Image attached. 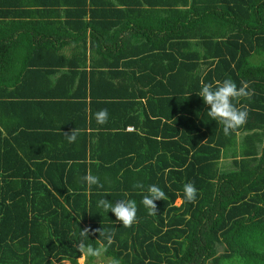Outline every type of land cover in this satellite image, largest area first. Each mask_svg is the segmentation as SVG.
<instances>
[{
  "label": "trees",
  "instance_id": "1",
  "mask_svg": "<svg viewBox=\"0 0 264 264\" xmlns=\"http://www.w3.org/2000/svg\"><path fill=\"white\" fill-rule=\"evenodd\" d=\"M227 78L255 94L225 136L197 93ZM101 227L105 264H264V0H0V264H76Z\"/></svg>",
  "mask_w": 264,
  "mask_h": 264
},
{
  "label": "clouds",
  "instance_id": "2",
  "mask_svg": "<svg viewBox=\"0 0 264 264\" xmlns=\"http://www.w3.org/2000/svg\"><path fill=\"white\" fill-rule=\"evenodd\" d=\"M254 90L250 89L247 81H241V85L237 84L230 78L223 81H215L214 83L201 82L200 91L197 95L202 99L205 105L209 106L207 116L222 126V131L225 136L235 133L239 128L243 127L248 118L247 105H239L241 98L250 99L254 95ZM234 101L236 103H234ZM108 119V110L101 109L96 113V120L98 124L106 123ZM80 129L74 128L70 133H63L69 143L76 142ZM83 182L88 189L93 185L103 187L100 184L99 178L88 172L82 177ZM133 188L140 189L143 193L141 203L149 210V215H156L155 201L165 200V192L157 185H149L146 189L142 183H136ZM183 198L189 202L194 203L197 196V189L194 184L189 182L183 185ZM97 207L102 208L105 213L111 211L114 214L116 221L124 227H131L136 222L137 206L135 200H118L115 203L103 198L97 202ZM97 232L99 238L98 246L87 243L89 234ZM75 235V233L73 234ZM98 238V239H99ZM114 232L110 229H89L84 228L79 232V239L76 249L83 255L85 260L89 257H101L107 252L108 247L114 243ZM67 262V261H64ZM68 263V262H67ZM108 264H121V261L115 257L109 259Z\"/></svg>",
  "mask_w": 264,
  "mask_h": 264
},
{
  "label": "rangeland",
  "instance_id": "3",
  "mask_svg": "<svg viewBox=\"0 0 264 264\" xmlns=\"http://www.w3.org/2000/svg\"><path fill=\"white\" fill-rule=\"evenodd\" d=\"M175 204H178V201L175 202ZM60 264H68L67 262H61ZM76 264H86L85 258L81 257L76 261ZM91 264H105L102 262L98 257L92 260Z\"/></svg>",
  "mask_w": 264,
  "mask_h": 264
},
{
  "label": "built area",
  "instance_id": "4",
  "mask_svg": "<svg viewBox=\"0 0 264 264\" xmlns=\"http://www.w3.org/2000/svg\"><path fill=\"white\" fill-rule=\"evenodd\" d=\"M127 130H131V128H127Z\"/></svg>",
  "mask_w": 264,
  "mask_h": 264
}]
</instances>
